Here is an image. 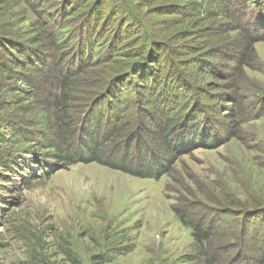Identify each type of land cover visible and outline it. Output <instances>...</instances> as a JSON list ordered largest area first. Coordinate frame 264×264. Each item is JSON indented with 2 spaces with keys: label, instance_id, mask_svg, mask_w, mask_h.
I'll list each match as a JSON object with an SVG mask.
<instances>
[{
  "label": "rangeland",
  "instance_id": "rangeland-1",
  "mask_svg": "<svg viewBox=\"0 0 264 264\" xmlns=\"http://www.w3.org/2000/svg\"><path fill=\"white\" fill-rule=\"evenodd\" d=\"M94 1L101 3V13L110 14L101 35L110 30L109 39H120L115 50L134 44L139 30L157 31L160 37L156 43L172 50L166 57L177 53L182 63L179 61L176 68L196 77L192 82L201 92L197 99L192 98V114L207 118L204 124L210 137L205 134L204 139L185 147L156 140L150 132L157 130L159 137L160 123L171 111L164 115L150 110L145 101L135 109L130 94L120 92L115 107L119 111L110 108L115 119L120 114L125 120L119 142L131 140L125 137L126 129L139 114L143 126L139 140L147 150L146 163L154 165L156 161L148 144L174 153L162 152L164 174L154 179L97 161L61 167L52 160L55 151L44 149L47 137L37 138L42 124L29 122V134L16 133L13 142L17 145L12 142L4 147L18 154L34 146L32 150L51 159L53 170L46 169L45 161L41 172L33 171L35 178L25 179L18 173L11 179L0 177V264H207L208 258L221 260L219 264H264V1L263 12L253 0H226L232 17L206 12L194 17L189 0H125L143 24L129 16V8L120 0ZM199 1L204 4L208 0ZM9 3L0 14L3 22L15 26L14 30L19 28L24 38L41 34L36 12L19 0ZM115 3L123 7L121 14L115 12ZM165 3L172 13L157 16L152 10ZM245 4L247 9L236 10L235 6ZM164 19L178 24L169 31L164 28ZM180 19L185 22L180 24ZM59 22V27L69 23L64 17ZM56 28L54 24L51 32L58 37L71 29L61 30L63 35H59ZM43 51L51 55L49 48ZM96 52V57L107 58L104 45ZM105 65L97 70L111 73ZM81 94L77 95L80 99L85 96ZM17 96H4L8 105L15 103L12 112H22L23 107L34 110L31 98ZM23 118L35 120L29 112ZM109 125L114 126L112 119ZM106 127L107 122L93 128L96 139L109 134ZM182 213L188 223L212 229L211 241L201 244L196 240Z\"/></svg>",
  "mask_w": 264,
  "mask_h": 264
},
{
  "label": "trees",
  "instance_id": "trees-1",
  "mask_svg": "<svg viewBox=\"0 0 264 264\" xmlns=\"http://www.w3.org/2000/svg\"><path fill=\"white\" fill-rule=\"evenodd\" d=\"M19 1L38 14L39 20L36 25H39L41 34L37 37L31 35L24 38L19 28L14 30L15 26H9L0 19V177L11 179L13 173H18L25 179L35 178L36 174H33V171L41 172V165L45 161L50 168L46 169L49 172L53 170L52 165H49L51 159L47 158V154L32 150L34 146L18 154L12 153L13 149L4 147V144L13 142L16 133L25 131L29 134L28 125L31 122L42 124V128L37 130V138H40V135L41 138L42 135L47 137L45 141L47 145L44 149L55 151L52 160L56 164H61V167L97 161L111 168L124 169L135 176L158 179L164 174L162 164L166 163L161 155L165 153L162 152L174 153L164 147L153 149L148 144L146 147L152 152L151 156L154 153L156 161L154 165L146 163L147 150L143 148L144 142L141 143L139 140L140 134L143 133L139 114L136 115L138 120L130 121L131 124L127 127V131L125 130L127 132L125 137L130 136L131 140L119 142L123 136L125 120L120 119V114L115 119L110 108L119 111L115 107L119 103L118 96L123 90L130 94V101L135 102V109H138L141 101H145V108L148 107L150 110H159L164 115L171 111L170 116L165 117L160 123L159 137H156L157 130H153L150 133L155 137L151 136L152 138L177 145L184 144L185 147L193 145L199 139H204L205 134L210 137V131L206 132L207 128L204 124L207 118L192 114L195 104L192 98L195 96L197 99L201 92L197 89L198 84L192 82L196 77L176 68L179 61L182 63L177 53H172V57L165 56L167 51L172 50L168 49L166 44L156 43L160 37L157 31L142 33L138 30L136 37L139 38L134 44L128 46L126 43L115 50L119 45L116 43L120 39L115 36L109 39L107 35L111 33L110 30L101 35L103 24L110 20L109 13H101V8L98 7L101 3L97 4L94 0ZM120 1L125 5V9L129 8V16L133 17L136 23L143 24V21L135 16L136 11L131 7V3ZM262 1L264 0H253L261 11ZM189 2L195 10L194 17H199L205 12L212 16L229 17L230 14V17L233 16L232 8L225 7L226 0H208L204 4L199 0H189ZM9 4V0H0V14L6 12ZM235 7L239 11L242 8L247 9L246 4ZM122 8L120 3H117L114 10L121 14ZM136 10L140 11L139 7ZM44 11L49 12L47 17ZM152 11L159 17L172 13L169 11V3L158 5ZM78 16H80L79 21L76 20ZM63 17L69 23L59 27V19ZM93 17L96 19L92 23ZM120 18L123 20L124 16L120 15ZM181 20L180 24L185 22ZM174 21V19H164L162 21L164 28L171 31L170 26L178 24V21ZM54 24L59 35H63L64 31L61 30L65 28L70 27V32L58 37L56 33L51 32ZM250 40L247 44L251 46ZM120 44H123V41ZM100 45H104L108 50L107 58L95 56L98 54L95 51ZM46 47L50 49V56L43 51ZM174 57L178 58V61ZM104 63L108 64L105 66H109L111 73L97 70L98 66ZM81 91L87 93L81 94ZM13 94H18L16 99L31 98L35 103L34 110L23 107L22 112L17 109L12 112L15 103L8 105L4 96ZM79 94L85 96L80 99L77 97ZM27 112L33 114L35 120L24 119ZM10 113H13L10 117L5 115ZM149 116L150 114L146 118ZM111 119L114 126L109 125ZM105 122L109 134L96 139L97 135L94 134L96 132L93 128L102 127ZM13 145L16 146L17 143L13 142ZM34 166L37 169L32 168ZM7 171L8 173L5 174ZM1 180L0 178V182ZM13 182L15 183V180ZM1 214L3 210L0 207ZM181 216L185 223L192 227L196 240L201 244L211 241L212 229L203 227L199 223H188L185 213ZM208 259L207 264L221 262L214 258ZM37 260L39 257H36ZM40 263L50 264L47 261ZM30 264H35V261ZM73 264L76 262L73 261Z\"/></svg>",
  "mask_w": 264,
  "mask_h": 264
}]
</instances>
